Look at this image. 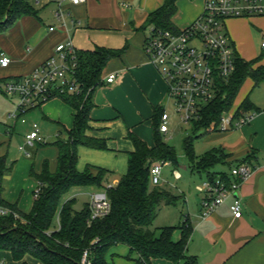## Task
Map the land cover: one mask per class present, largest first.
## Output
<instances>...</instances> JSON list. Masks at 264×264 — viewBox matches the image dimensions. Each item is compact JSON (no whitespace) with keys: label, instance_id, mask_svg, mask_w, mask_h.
<instances>
[{"label":"crops","instance_id":"1","mask_svg":"<svg viewBox=\"0 0 264 264\" xmlns=\"http://www.w3.org/2000/svg\"><path fill=\"white\" fill-rule=\"evenodd\" d=\"M55 1L47 0L38 8L31 1L29 4L35 15L24 16L9 29L0 32V58L5 56L10 59L6 67H0V80L32 72L53 54L57 44L67 39L79 51H92L95 47L120 50V55L111 59L102 71L101 79L110 73L117 74L115 83L100 85L92 94L89 130L86 133L89 137L105 140L107 150L79 146L76 166L79 172L87 166L105 169L110 172L109 176L117 172L112 182L105 184L115 185L126 173L128 153L133 151V145L127 139L128 133L134 134L148 147H153L154 136L150 135L149 129L154 126L155 111L163 107L167 97V85L144 51L149 27L146 26L147 16L158 10L164 0H85V3L79 5L64 2L69 13L64 22L54 18ZM203 4L204 0H196L192 9L177 17L180 27L173 26L181 29L192 23L201 14ZM236 20L233 21L234 33L229 37L237 55L245 61L258 59L256 65L264 66V51L260 48L264 19L250 17ZM249 20L251 22L247 25ZM49 27H53V30L49 31ZM256 41L259 43L258 53L253 49ZM256 91L259 94L253 97ZM246 92L244 98L248 97L258 109L256 113L251 112L253 117L239 128L208 132L218 139V150L228 163L217 172L227 174L231 166L241 162L248 163L253 169L237 192L242 204V216L239 219L232 217L230 200H227L210 216L201 218L198 204L197 211L184 220L191 228L185 254L193 257L196 264H264V83L253 88L250 81ZM41 107L44 108L46 118L55 121L65 132L72 128L75 112L60 99L49 101ZM14 128L15 125L10 126L6 134H0V157L8 156L5 144L9 145L10 132H14ZM28 151L29 160L22 157L12 161L2 181V198L16 204L24 213L30 211L33 192L38 185L31 178L30 171L33 169L38 173L44 161L54 171L57 157L56 149L37 146L33 151ZM27 177L31 181L26 180ZM16 179L25 180L27 185L29 182L28 191L32 196L14 192L12 181ZM94 191L97 190L75 187L63 200L75 199L78 193L83 192L88 195L89 202V194ZM57 226L56 217L53 227ZM180 234V230H175L173 241H178ZM5 255L11 258L8 252H0V264H5ZM24 260L29 264H40L31 257ZM105 264L139 263L135 255H130L127 246L118 244L108 250ZM150 264L173 263L165 259H153Z\"/></svg>","mask_w":264,"mask_h":264},{"label":"trees","instance_id":"2","mask_svg":"<svg viewBox=\"0 0 264 264\" xmlns=\"http://www.w3.org/2000/svg\"><path fill=\"white\" fill-rule=\"evenodd\" d=\"M178 0H164L163 5L147 16L146 26L164 30H175L172 18L177 11ZM35 11L26 0H0V32H4L24 16H33ZM120 50L95 47L92 51H79L78 76L84 84L82 96L61 95L59 99L74 110L72 129L66 131L67 138L57 140L51 145L57 150L56 166L51 171L47 161L36 173L32 169L30 176L38 183L40 189L29 212L20 211L16 204L2 198V181L8 172L6 156L0 157V252H8L14 262L29 264L24 259L31 257L40 264H82L83 254L89 264H105L108 250L121 244L129 248L130 255H135L139 264H150L153 259H165L173 264L184 261L185 264H196L193 257L185 254L191 228L186 221L179 227L160 228L158 236L151 229L162 206H173L178 197L169 191L153 187L149 181V169L152 164L169 162L176 166L174 150L163 141L158 131L163 107L154 115V145L146 143L134 134L128 133L127 139L133 145L128 153L127 171L115 185L105 189L110 172L93 166H87L79 172L77 166V148L79 146L105 151V140L86 135L89 130L92 94L103 85L102 71L105 65L119 56ZM258 59L245 61L235 55V68L228 79L216 80L215 97L199 112L196 120L191 122L193 136L183 141L182 149L190 159L193 138L197 131H206L210 126L216 127L221 116L231 110L241 86L247 79L253 88L264 83V66L256 65ZM5 80H0L4 82ZM90 90L86 96V92ZM235 114L256 113L257 108L244 98ZM46 144V143H45ZM45 144H41L44 146ZM218 149H213L200 156L198 164L192 165V171L199 175L205 173L208 178L224 173L213 172L217 166H225L226 157ZM192 163V162H191ZM197 166V167H196ZM208 166V167H206ZM205 168V169H204ZM210 170V171H208ZM105 189L109 200L110 211L101 219L90 221V208L86 204L81 210H75V199L63 200L72 188ZM58 226L53 227L55 218ZM180 230V238L173 241L175 230Z\"/></svg>","mask_w":264,"mask_h":264},{"label":"built area","instance_id":"3","mask_svg":"<svg viewBox=\"0 0 264 264\" xmlns=\"http://www.w3.org/2000/svg\"><path fill=\"white\" fill-rule=\"evenodd\" d=\"M47 1V0H46ZM45 0H33L35 7L43 5ZM79 5L85 0H56L54 18L64 22L69 16L63 3ZM264 16V0H204L201 14L189 25L181 29L164 30L149 26L144 42V51L157 69L167 85V99L175 106V113L180 123L189 125L196 120L200 110L209 103L216 92V80L228 79L235 68L237 54L229 35L225 30V23L230 19ZM49 31L53 27H49ZM260 48L264 51V33L261 34ZM78 50L72 41L67 39L54 48L53 54L42 62L32 72L10 78L3 82L4 93L16 98V110L8 114V118L17 121L25 113L40 108L61 95L82 96L85 94L84 84L78 76ZM10 59L1 56L0 67H6ZM117 74L106 75L102 82L113 85ZM90 90L86 92V96ZM224 115V114H223ZM221 116L216 127L210 126L207 131L225 132L245 125L253 113L236 115L235 111L228 116ZM158 131L166 135L169 133L170 117L163 107ZM45 144L38 131L25 136L24 145L18 148L24 156L30 157L29 148ZM164 163H154L149 169L150 185L157 187L161 166ZM253 169L241 162L229 168L225 177L220 175L213 178L206 177L196 186L201 195L200 216H210L225 201L230 200L229 210L234 219L242 216V204L237 195L241 184L250 177ZM175 178L180 179L178 171H174ZM112 185H106L105 189ZM105 189L89 194L90 221L101 219L110 211L109 200ZM40 189L33 192L36 198ZM0 210V215L6 214ZM87 253L82 257V264H89Z\"/></svg>","mask_w":264,"mask_h":264},{"label":"rangeland","instance_id":"4","mask_svg":"<svg viewBox=\"0 0 264 264\" xmlns=\"http://www.w3.org/2000/svg\"><path fill=\"white\" fill-rule=\"evenodd\" d=\"M26 1L30 3L33 0H26ZM181 1L183 2L179 5V2ZM199 1H203V0H199ZM195 3L196 0H179L178 3H176L177 11H176V16L172 18V24H174L176 27H180L181 23L179 22V19H177V17L179 15L181 16V14L185 13L187 10L192 9ZM258 17H262V19H264V16H258ZM233 21H237V20L230 19L227 20L225 23L226 33L228 34L229 32L228 35L234 33ZM250 22L251 21L249 20L247 25H249ZM253 46L255 53H258L259 43L256 41ZM250 81L251 80L247 79L244 82V84L241 86L240 90L238 91V94L233 102L231 110L228 111L227 113H224L223 116H228L230 112L234 111L239 106L242 99L247 93L246 90ZM258 94H259L258 91L254 92L253 97H256ZM164 106L166 113L170 117V121L168 124L169 133L163 135V141L167 146L171 147L174 150L177 164L176 166H174L171 163L166 162L161 166V173L159 177L160 183L157 187L163 188L169 191L171 194L177 196L178 201L173 206H162V208L158 212L151 227V229L156 233L157 236L159 234L158 230L160 228L167 226H171V227L181 226L188 215L191 217L192 213H195L197 211L198 209L197 207L198 204L200 203L201 195L197 192L196 186L200 185L202 181L206 178V176L205 173L203 172H201V174L199 175L196 171H192L191 164H193V166L195 167V165L198 164L200 156H202L203 154H205L206 152L212 149L219 148L218 139L213 138L212 136L214 134L212 133L209 134L208 133L209 131L207 130L205 132L202 130L197 131L193 138V144H192V151L195 155L194 156L195 158L191 160L192 162L191 163L187 155L184 154L182 146L184 139L193 136V131L189 125H184L180 123L175 113V106L171 100L167 99V97L163 103V107ZM16 107H17L16 98L10 95H6L4 93L3 82H1L0 83V134L1 135L6 134V131L9 129V127L15 125L14 132L13 131L10 132L11 140L9 145L5 144V147L6 148L8 147L7 148L8 156L6 158V164H8L7 165L8 167L11 166L12 161H15L17 159L19 160L22 157L26 158V160H29L30 157L21 154L18 148L24 145V137L33 131L37 130L39 135L44 139L46 144L44 146L41 145L39 146L46 149H55V147L51 145L52 143L56 142L57 140H64L67 138V134L62 127H59V125L52 119L46 118L43 107L31 110L25 113L23 116H20L17 121H14L8 118V114L14 112L16 110ZM149 133L151 136L152 134L154 136V126L149 129ZM213 133H217V131H214ZM36 147L34 148L28 147V149L33 151ZM221 168H222L221 165H217L212 169V171L217 172ZM174 171H178V173L181 176L180 179L175 178V176L173 175ZM116 175L114 174L112 176H109L105 184H110V182H112L113 178H115ZM26 180L31 181L28 177L26 178ZM29 186H30L29 182L27 185L25 184V180L22 179L21 180L16 179L12 181V187L14 189V192H17L20 195L24 194V196L25 195L27 196L29 194V196H32V193L28 191ZM91 188L94 187H90V189ZM87 203H88V195L83 192L78 193L75 197L74 209L77 211L81 210L82 208L85 207ZM4 257H5L4 259L5 264H15L9 256L5 255Z\"/></svg>","mask_w":264,"mask_h":264},{"label":"water","instance_id":"5","mask_svg":"<svg viewBox=\"0 0 264 264\" xmlns=\"http://www.w3.org/2000/svg\"><path fill=\"white\" fill-rule=\"evenodd\" d=\"M235 197H237V195H235Z\"/></svg>","mask_w":264,"mask_h":264}]
</instances>
